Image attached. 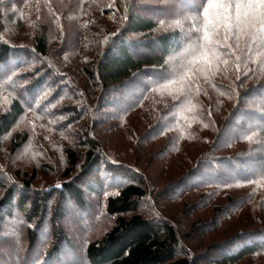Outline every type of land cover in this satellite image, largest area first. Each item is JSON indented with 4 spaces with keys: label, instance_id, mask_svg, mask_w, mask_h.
Here are the masks:
<instances>
[{
    "label": "trees",
    "instance_id": "1",
    "mask_svg": "<svg viewBox=\"0 0 264 264\" xmlns=\"http://www.w3.org/2000/svg\"><path fill=\"white\" fill-rule=\"evenodd\" d=\"M75 1L0 0V81L22 80L26 93L31 92L29 87L39 88L36 96H29L31 104L21 98L25 90L17 92L8 110L0 115V142L9 137V157L5 160L11 162L21 150L39 143L34 147L38 164L25 163L17 168V184H6L0 170V192H4L0 200V239L13 230L18 219L25 220L24 244L28 242L33 251L29 264L57 263L54 258L62 249L75 254L68 235L59 227L65 203L85 208V193L101 192L105 178L108 186H114L117 180L122 182L112 187L106 199L110 221L102 235L88 244V264H199L201 260V264H240L264 253V76L257 61L256 66L254 63V59L263 58L264 52L255 51V39L244 43L247 50L232 51L225 63L218 62L228 68L235 88L240 87L231 109H224L226 101L216 99L203 104V110L190 120L184 114L185 103L205 100L177 94V98L159 102L154 115L143 104V94L154 88L149 81L160 76L157 88L169 89L171 82L186 79L188 70L194 68L192 55L205 45L196 19L200 16L205 23L209 16H223V21L225 9L211 8L205 16L213 0H158L187 8L181 13L173 6L166 15L156 18L143 12L154 6L142 9V0ZM92 3L97 8L95 13ZM76 4H80L79 9H75ZM26 12L35 13L31 29L24 28L21 19ZM70 14L76 16L73 21ZM54 19L61 30L50 29ZM24 31L29 43L17 45L13 39L22 37ZM235 39L227 31L223 40L227 43ZM260 45L264 50V44ZM205 60L203 56L202 62ZM182 72L185 76L180 75ZM224 76L228 77L224 82L211 76L220 93L234 89L229 76ZM3 84L0 82V95ZM213 102L219 107L215 108ZM30 111L57 123L42 130L41 123L33 119L31 129L20 128ZM133 114L137 122L129 130L131 126L124 120ZM143 124L145 128L141 129ZM117 129L128 133L120 142L115 138ZM34 134L42 135L43 140L37 142ZM160 134L167 138L162 145ZM157 146L158 154L150 151ZM5 165L9 166V161ZM50 175L56 176L55 183L44 194L35 191L36 181ZM163 184L168 186L161 189ZM16 189L21 192L16 193ZM199 191L198 201L191 202ZM215 200H221V205H211ZM201 201L208 206L203 212L212 214L215 221L203 225L193 221L192 232L182 234L180 221L169 218L164 208L167 203H184L181 216H190V211H200L196 206ZM50 215L52 233L44 243L41 235L45 233L40 232L44 226L40 224L37 229L27 223L33 225ZM237 221L238 229L227 240L209 244L213 250L203 251L207 246L197 237L200 227L204 229L202 234L212 239L231 232L235 229L231 224ZM196 237L200 238L199 247L194 242ZM19 240L17 251L22 249ZM7 260L0 250V264H24Z\"/></svg>",
    "mask_w": 264,
    "mask_h": 264
},
{
    "label": "rangeland",
    "instance_id": "2",
    "mask_svg": "<svg viewBox=\"0 0 264 264\" xmlns=\"http://www.w3.org/2000/svg\"><path fill=\"white\" fill-rule=\"evenodd\" d=\"M8 1L9 0H5V2H8ZM77 1H79V0H77ZM77 1H75V3ZM239 2H241V0H213L211 2V4H216V5H227V8L225 9L226 17L223 21L220 18L223 16H215V17H211V18L209 16V18L207 19L209 21L205 20V23L203 22V20L201 19L200 16H199V19H196L197 21H195V25L200 26V30L202 31L203 37L201 39H203V43L205 44L204 46H202L204 49L202 51H199L198 53L192 55L191 61H192L194 68H190L188 70L187 75L189 74V76H187L186 79H184V80H179L178 82L176 81L177 83H175V84H174V81L171 82V84L173 86L168 87L169 89H165L163 86L157 88L156 84L158 83L157 81H159L160 76L158 78L153 79L152 82L149 81L151 83V85H154V88H153V91H151L149 94H146V93L143 94L145 96L143 104L147 105L148 111H150V113H153L155 115V112L157 110L156 108L158 107L159 102L162 103L165 101H170L171 99H173L175 97L177 98V94H184V96L191 95L194 98H199V97L204 98L205 103H201V101H199V102L196 101L193 103L190 101V103H188V102L185 103L186 107L184 108L185 109L184 114L187 115L190 120L192 119V117L194 115H197V113L199 111L203 110V106H202L203 104L207 105L208 102L212 103V101L216 100V99H219L220 101H226L227 107H225V106H222V107L226 110L231 109V107L234 104L235 96L237 95L236 92L239 91L240 87L235 88L236 81L233 80L231 73L226 72L227 67L225 68V67H221V65L219 66L218 62H220V63L224 62L225 63L229 53L232 51L239 53L241 49L247 50L248 48L244 45V43H246V42L249 43V41L251 39H252L251 41H253L255 39V41H253L254 43H256L255 51L264 52V50L261 48L262 46L260 45V44H264V40L261 39V33H260L261 24L259 23V12L262 10H260V9L247 10V11L252 12L253 17H256V18L253 19L252 17H249L246 19L243 15H241L240 21H237L235 17H236V13L238 10L234 7V5L236 3H239ZM171 4H172V2H162V1H158V0H142L139 3V5H141L140 8H142V9L145 8L146 6L153 5L154 6L153 9H149V8L147 9L146 8L147 10H143V12L149 16H157L156 18H160V16L166 15L167 11L171 10V8L173 6H174L173 8L177 12H179V10H180L181 13L184 12V10H186V8H187L186 6H177V5H175V3H173L172 5ZM209 4L207 6L208 14H209V10L211 9L209 7ZM169 5H171V6H169ZM79 8H80V4L79 5L76 4L75 9H79ZM91 9L94 13H95L94 10H97L96 5H94V3H92ZM166 9H168V10H166ZM213 9L218 10L220 8H213ZM4 10H5V8L3 9V11ZM87 10L88 9H86V11ZM241 11H243V10H241ZM13 12H14V10H13ZM5 14L7 16L6 11H5ZM34 14H31V13L29 14L27 12L25 14H22V16H25L24 18H21L23 23H24L23 24L24 28H28V27L30 28L32 26V24L33 25L35 24ZM70 15H71L70 16L71 20L73 21L76 16H72V14H70ZM70 17L68 19H70ZM48 19L49 18H46V20L44 21V24H46V22H48ZM249 20H251V22H249ZM68 21L69 20L65 21V25H68ZM72 23H74V22H72ZM58 24H59L58 20L54 19L53 27L51 26L50 29L60 28V30H61V26H59ZM71 24H69V26H73ZM229 24L230 25L232 24L233 26L231 28H228ZM195 28L198 29L199 27H195ZM224 30H226V31L224 32ZM227 31H228V33L229 32L233 33L236 36V39L233 40L232 42L228 40L229 42L224 43L223 39H224L225 35L227 34ZM10 32L11 31H9V33ZM52 32L54 35L53 30H51V33ZM24 33H25V31L23 32L22 37L18 36L16 39L14 38L13 42H15L17 45L29 43L30 38L28 36L25 37ZM206 36L208 38H206ZM58 39H59V37H57V39L55 41L58 42ZM257 48H259V50H257ZM258 54H260V53H258ZM203 56L206 59L204 62H202ZM232 56L236 57L237 55L233 54ZM196 59H199V61L196 62L195 61ZM256 61H257L258 65L256 64ZM254 63H255V66L256 65L259 66L260 72L264 76V56H263V58L259 57V58L254 59ZM260 65H261V67H260ZM236 67H238V64H236ZM223 71H225V72H223ZM225 73L231 79L230 83L231 82L234 83V84H231V85H233L232 87H234V89H229V92H227V93H220L219 90L217 91L216 86H213L214 83H213V79H211V76L212 75L218 76V78H220L224 82L225 80H228V77L224 76ZM0 75H2V72L0 73ZM180 75L185 76V74L183 72ZM177 76H178V73L174 74V78H176ZM189 77L191 78V81L188 80ZM194 78H195V80H193ZM1 79H3V77ZM21 81L22 80H18L16 78H11L9 81L6 80V83L3 80L0 81V82L4 83L3 88H2V92L0 95V115L5 113L8 110V108L10 107V105L12 103V100L14 98H16L17 92L21 93L25 90L24 93H26L27 87L25 85H23L22 83L20 84ZM167 81H168L167 78L164 79V82H167ZM145 82L146 81H143V84H145ZM189 86H190L191 90H184L185 87H189ZM29 88H31V87H29ZM29 88H28V90L31 92L28 91L29 93L23 94L21 96L23 101H25V102L27 101L28 103L31 102L29 96L30 95L36 96L39 92V88H35V89L33 88L32 90H30ZM127 94H128V92H127ZM44 95H45V93L42 95L41 101L43 99H45ZM127 98H125V100L123 102H126ZM180 98H183V96H180ZM213 103H214L213 106L215 108L219 107V104H216L215 102H213ZM31 112H33V111H30L29 114L21 121V123L19 124L20 128L24 129L27 126L28 129H31L30 126L32 127L35 124L33 119H35L38 123H41V129L42 130L50 128L53 125L55 126V123H57V122L50 121L49 119L39 117L38 115L31 113ZM127 115L128 114H126L125 116H127ZM134 117H135V115L133 114L130 118H127V119L125 118V120H124V124H128L129 126H131V128H129V130H133L134 129L133 123L137 122V118L134 119ZM145 125L146 124H143L142 126H140V128L142 129V127H143V129H144ZM35 128L39 129L40 125H36ZM140 128L137 129L138 132L140 131ZM36 132H38V131H36ZM116 132H117L116 133L117 137H115V138H116V141H118V142H120V139H122L123 137L126 138L127 137L126 134H128V133H123L124 131L121 132L118 129ZM8 138H5L0 142V170L4 172L3 175L6 177L4 180L5 183L9 184V186H10V182L13 184H17L16 179L14 178V172L17 168L23 166L25 163L38 164V160H37V156H36L37 153L34 151V149H35L34 147L39 146V143L37 145H34V146L29 147V148H25L24 150H21L17 155H14L16 157L13 156L14 158H12V160L10 162L9 159L5 160L7 157H9V154H8L9 139ZM34 138L37 142H41L43 140V136L39 135V134H34ZM166 139H167L166 134H160L159 142L161 143V145L166 141ZM114 146H117V143H115ZM159 147L160 146H157L156 148H153L150 151H153L155 154H158ZM8 161H9V166L6 167L5 164ZM50 165H53V164H50ZM54 166H55V164H54ZM145 166H146V164H145ZM31 168H33V166ZM103 169L104 168L102 167V170ZM144 169H145V167H143V170ZM151 170L153 172L156 171V169H154L153 167ZM102 172H100V175L105 177L104 176L105 173L102 174ZM154 177H158V174H154ZM55 180H56V176H54V175L53 176L50 175L48 177H42L41 176L38 179V181H36V183L34 184V187H35L34 189H35V191H39L42 194H44V192H46V189L55 183ZM120 182H122V181L117 180L114 183L115 188H117L116 186L119 185ZM102 183H103L104 187L102 188L101 192L98 191L94 194L85 193V195H86L85 196V203H86L85 208H78L77 206H74V204L72 202H69V201H67L65 203L64 218H63V220H60L61 224H59V227L66 233V235H68L67 237H69L68 240L70 242V246L74 247L73 251L77 255H75V254L72 255V254H70L71 252L69 253V252H66V249H62L60 251L59 256L54 258V259H58L59 262L56 261L57 263H53V264H88V262L85 259V252H86V248H87L88 244L91 242L92 239L96 238L98 235H102L105 227H107L108 222L110 221V220H108L109 218L106 216V199L110 195V193L113 192L112 187H114V186H108V181L106 183L105 178L102 179ZM18 186H20V184ZM165 186H166V184H163L161 189H164ZM215 191H216L217 195H221V192H219L218 190H215ZM20 192H21V190L16 189V193L19 194ZM3 193L4 192H0V200L3 197ZM200 193H201L200 191L197 192L196 195L193 196L190 201L191 202L198 201V199L200 198ZM217 199H219V197ZM206 203L207 202L203 201L199 207L196 206L197 207L196 209L200 208V211L197 213L190 211V216H189V214L181 216L182 210H184V203L183 204L180 202L167 203L169 205H167L166 206L167 208H164V209H167L166 214L168 215L169 218H173V219H176L177 221H180V226L178 228L181 230L182 234H189L192 232L190 225H192L194 222H195V224H197L199 222L201 225H203V223H205V222L207 224H209L210 220L213 219L212 214H209V212L208 213L203 212V211H208L207 210L208 208H206L208 206L204 205ZM216 203L221 205V200H215V202L212 203L211 205H214ZM160 206L162 208L164 207L162 203ZM191 215H193L195 217L191 218ZM45 219H46V224L44 222ZM45 219L41 222H38V220H37L35 223H33V225H32V223H27L29 227H36L37 229H40V228H38L40 226V224H42L45 227V229L43 227L42 230H40L41 233H43V231L45 233L44 237L41 235V237H42L41 239L44 238V240H43L44 243L47 240V237H49L52 233L51 232L52 228L50 225L51 215H50V218H45ZM18 220H17V223H15L13 230H11L7 235H5L3 237V239H0V250L3 252V256L5 257V260L9 259V261L8 260L6 261L7 263H13L14 260L15 261L17 260V261H19V263L23 262L24 264H26V263L29 264V262L31 261V258L33 259V255H32L33 251H31V248L29 247L28 242L24 244V236L26 235L25 231H24L25 220H23L21 222H18ZM213 220L215 221V219H213ZM239 223L240 222L237 221V222L231 224L235 228L231 232H229L227 234L225 233L223 235H219V237L212 238V239H211V237L204 236L202 234V231L204 229H201L202 227H200V230L198 231L197 237L200 236L204 246L205 245L207 246L206 248L205 247L203 248V251L207 250V252H208V251L213 250V249L208 248L209 244H215L216 245V243L219 241L227 240V237L229 238V236L232 234V232H234V231H236V229H238ZM215 225L212 224L211 226L214 227ZM21 228H22V230H21ZM232 228L233 227H231V229ZM14 235H16V236H14ZM19 237L22 239V249L17 251L16 247H18V242L20 241ZM197 237H196L194 242L197 241L198 242L197 246L199 247L200 246L199 243H201V242L199 241L200 238H197ZM48 244H49V242H48ZM49 247H52V246H49ZM47 248H48V246L45 248V251ZM15 254H16V256H15ZM24 254L27 255L25 258H24V256H25ZM35 254L36 253H34V255ZM207 255L208 254H206L205 256H207ZM83 256H84V258H83ZM79 257H80V259H79ZM201 262H203V260L199 261V264H201ZM240 264H264V253L258 254L255 257L247 258L243 262H241Z\"/></svg>",
    "mask_w": 264,
    "mask_h": 264
},
{
    "label": "snow or ice",
    "instance_id": "3",
    "mask_svg": "<svg viewBox=\"0 0 264 264\" xmlns=\"http://www.w3.org/2000/svg\"><path fill=\"white\" fill-rule=\"evenodd\" d=\"M209 7L226 9L227 5L209 4ZM234 7L238 10L236 13V17H235L237 21H240L241 15H243L246 19L249 17H252L253 19L256 18V17H253L252 12L247 11V10H251V9L262 10L259 12V23L261 24V28H260L261 39L264 40V0H241V2L236 3ZM204 15L205 16L208 15L207 10H205ZM249 22H251V20H249ZM228 27H231V25L229 24Z\"/></svg>",
    "mask_w": 264,
    "mask_h": 264
}]
</instances>
